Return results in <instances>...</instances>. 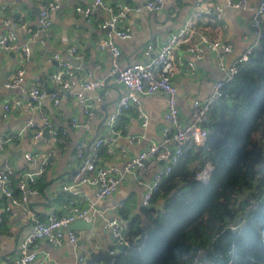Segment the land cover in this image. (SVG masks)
Wrapping results in <instances>:
<instances>
[{
  "label": "crops",
  "instance_id": "crops-1",
  "mask_svg": "<svg viewBox=\"0 0 264 264\" xmlns=\"http://www.w3.org/2000/svg\"><path fill=\"white\" fill-rule=\"evenodd\" d=\"M49 0H0V38L5 36L7 26L5 18H11L18 28L16 41L10 50L0 49V138L8 137L10 141L0 150V164L10 163L14 167V182L17 184L28 172H37L40 163H31L25 159L26 154H39L41 159L52 154L46 172L39 177L35 185L37 195H28V199L20 205H13L11 200L0 193V259L4 264H11L19 255L21 243L29 237L35 225V218L40 222L48 221L51 217H61L73 214L74 208L70 202L80 209H96L100 212L95 220L94 231H74L78 237L77 243L64 238L63 245L56 247L46 242H40L30 248V252L37 257V263L44 264H76L80 256L89 257V250L100 247L105 252L110 248L112 241L106 225L113 218L122 217V211L127 210L130 219L140 213L144 196L153 183V174L141 185L138 177L133 173H126L125 180L118 192L105 200H99L97 188L90 185L74 187L73 191L79 195L65 191L64 187L73 186L79 161L76 158L75 148L79 143L87 141L91 146L95 138L109 136L111 143L99 152L100 163L106 167L115 168L124 172L126 164L151 145L161 144L164 141L163 130L167 126L164 116L167 111V96L163 93L153 97L141 99V109L150 117L147 127L138 115V107L120 115L119 120L111 130L107 122L117 113L118 103L124 91L110 84L104 89H96L85 95L94 103L96 118L90 121L83 114V107L77 98L67 92L62 93V102L55 106L51 99L43 103V112L53 122L55 129L66 131L67 136L60 145L51 136L37 139L33 133H22L27 121L32 120L36 125H44L40 111L24 110L12 111L5 116L4 106L14 101H29V92L32 88L46 90L55 89L52 75L59 70V62L52 59L53 54L61 56L60 62H70L81 68L83 74L91 73L94 81H109L111 71L110 50H100L108 38V33L100 29V25L109 20L110 15L103 9H95L92 21L89 23L76 13L77 7H90L93 0H64L61 10L52 16L53 26L47 33H38V17L43 5ZM109 5L130 3L144 5L149 0H104ZM199 0H164L163 8L157 13L144 12L131 14L122 20L120 27L130 29L132 38L128 40L113 37L116 46L122 51L123 65H135L145 62L144 49L147 44L155 43L161 47L166 43L170 34L179 30L192 15L199 10ZM251 5H257L261 0H249ZM207 4H217L223 9L222 23L209 30L201 32L195 42L182 45L177 53L181 64L174 77L178 89L180 115L188 119L192 112L194 100L205 101L214 92L215 83L225 80L226 74L219 69L216 53L208 46L204 49L202 58L187 51L188 46L200 44V37L206 35L222 39L225 43L234 46V52L226 56V63L231 64L238 60L252 45L256 38L253 36L250 11L233 10L227 7L226 0H207ZM202 21L200 24H203ZM208 25V24H207ZM219 27V28H217ZM14 28V27H13ZM26 43L32 49L31 58L24 60L23 48ZM76 45L83 59H73L68 49ZM11 54H14V58ZM189 63L195 66L194 71ZM9 65V68L7 66ZM25 71L24 81L14 89L6 84L16 77L19 70ZM6 74L3 75V72ZM75 91L80 92L76 86ZM77 121V124L74 122ZM98 135V136H97ZM97 136V137H96ZM140 139V142L131 143L129 137ZM175 148V144H170ZM88 148V153L89 154ZM109 150L112 153H109ZM19 155V156H18ZM123 204V205H122ZM7 207L13 213L6 211ZM35 214L34 215H32ZM68 233L65 232V235ZM99 264H104L100 262Z\"/></svg>",
  "mask_w": 264,
  "mask_h": 264
},
{
  "label": "built area",
  "instance_id": "built-area-1",
  "mask_svg": "<svg viewBox=\"0 0 264 264\" xmlns=\"http://www.w3.org/2000/svg\"><path fill=\"white\" fill-rule=\"evenodd\" d=\"M206 2L207 0L198 1L197 10L199 11L194 13L190 21H187L182 28L172 32L164 45L157 47L155 43L147 44L144 49L145 62L127 66L123 65V53L114 43L113 37L128 40L132 38V33L130 29H122L120 23L131 14L157 13L161 11L164 0H149L144 5H132L127 2L109 5L104 0H93V4L90 7L76 8V13L89 23L92 21L94 11L97 8L103 9L110 15L109 20L100 25V29L108 33V38L102 45L98 46V49H108L112 53L109 81H94L91 73L83 74L80 67L70 62H60L61 56L53 54L51 56L52 59L58 61L60 67L52 75L55 92L48 93L40 88H32L29 92L28 102L23 103L18 100L4 106L5 116H8L12 109L18 112L24 110L40 111L44 125L38 126L32 120L27 121L22 128V133H33L39 139L43 136L44 130L48 129L56 143L61 145L67 136V132L55 129L53 122L43 112V103L51 99L55 106H59L62 102V93L67 92L71 97L80 101L83 107V114L89 121L86 125L88 127L90 121L96 118V111L94 103L85 94L96 89H104L113 84L121 88L124 91V95L118 103L117 113L110 117L107 122L111 130H114L120 115L130 110L132 106L138 107V115L143 121V126L147 127L150 117L141 109V99L153 97L160 93L167 96V111L164 116L167 126L163 130V143H155L131 159L122 173L118 169L106 167L100 163L99 152L113 141L112 137L98 138L91 146L87 141L79 143L75 148L76 158L79 161L75 181H73V186L64 187L65 191L72 192L74 187L90 185L97 188L98 199L105 200L118 192L125 180L126 173L135 174L141 185H144L145 180L153 174V183L148 188L143 200V206L149 207L153 193L164 178L169 176L173 168L180 163L183 153L190 149L197 150L206 144L209 135L212 133L209 123L215 105L221 99L228 97L226 86L235 80L239 74L240 66L249 61L250 56L261 46V42L264 40V0H261L255 6L251 5L249 0H226L227 7L230 9L248 10L253 15L252 30L253 36L256 38L255 44L243 53L237 61L231 64L226 63V56L234 52V46L230 43H225L216 36L209 38L206 35H202L200 44L188 46L187 51L193 53L197 59L202 58L204 54V49L201 45L208 46L215 52L219 69L226 74V79L215 83L213 94L205 101L194 100L190 117L184 119L180 115L178 89L174 83V77L181 64L177 53L185 43L195 42L196 37L201 35V32L209 30L214 25L219 26L222 23L223 9L217 4H207ZM63 3L64 0H49L43 5L38 17V33H47L51 30L53 26L52 13L61 10ZM202 21L204 23L200 24ZM4 25L7 26L8 33L0 38V49L10 50L16 41L18 28H15L17 25L10 17L4 19ZM22 52L24 60L31 58L32 49L29 43L24 45ZM68 53L77 61L83 59L76 45L69 48ZM188 65L194 71V64L189 63ZM24 77L25 71L20 69L16 77L6 84V87L10 89L17 88L24 81ZM76 86L80 87V92L75 91L74 88ZM74 123L77 124V121ZM129 140L131 143L140 142V139L131 136ZM9 141L8 137L0 138V150ZM171 143L175 144V148L170 147ZM88 148H90L89 154H87ZM109 153H112V151L109 150ZM51 157L52 154L41 159L42 157L39 154H26L25 159L34 164L40 163V168L37 172L26 173L25 177L17 184L14 182V167L10 163L0 164L1 195L11 200L13 205H20L25 202L28 199V195H37L38 190L35 185L39 177L46 172ZM212 172L213 168L208 165L198 175V178L203 182H208ZM260 177L258 175L257 178L259 179ZM72 194L79 195V192L73 191ZM70 206L74 208V212L71 215L53 216L45 222H40L35 218L32 233L21 243L19 255L14 258L11 264H44L37 263L36 255L30 252V248L40 242L60 247L67 236L69 241L77 243L78 237L74 231H69L70 226L78 220L95 223L100 212L96 209L92 211V208L91 210L80 209L75 206L74 202H70ZM6 211L9 213L14 212L11 207H7ZM32 215L35 216L33 213ZM241 225L242 222L240 221L229 225L228 229L234 232L239 230ZM106 230L110 232L112 241L107 254L117 255L120 252V247H126L129 244L126 225L116 217L108 222ZM65 232L68 234L65 235ZM99 250H101L100 247H96L94 251L97 252ZM87 260L88 257L85 255L80 256L76 264H88ZM0 264H4L1 259ZM192 264H205L200 258V253L196 255Z\"/></svg>",
  "mask_w": 264,
  "mask_h": 264
},
{
  "label": "trees",
  "instance_id": "trees-1",
  "mask_svg": "<svg viewBox=\"0 0 264 264\" xmlns=\"http://www.w3.org/2000/svg\"><path fill=\"white\" fill-rule=\"evenodd\" d=\"M226 90L206 144L186 150L153 193L149 207L162 210L122 211L129 244L113 264H192L198 253L205 264H264V40Z\"/></svg>",
  "mask_w": 264,
  "mask_h": 264
},
{
  "label": "water",
  "instance_id": "water-1",
  "mask_svg": "<svg viewBox=\"0 0 264 264\" xmlns=\"http://www.w3.org/2000/svg\"><path fill=\"white\" fill-rule=\"evenodd\" d=\"M53 15H54V13H52V16ZM11 55L14 58L15 55L14 54H11ZM7 68H9V65L7 66ZM5 74H6V71L3 72V75H5ZM45 88H46V91L48 93L55 92V89L51 90L47 86H45ZM45 136L50 137L48 129L45 130ZM95 141H96V138H95ZM149 208L150 209H156V210H162L163 205H154V206H151ZM97 230L98 229L95 227L94 223L86 222L84 220L76 221L69 228V231H85V232L86 231H94V232H97ZM119 250L123 251L124 247H120ZM88 252H89V257L87 260L88 264H98L100 262H103L104 264H113V260L115 259V256H116V255L107 254V252H105L103 249H101L97 252L94 251L93 249H90Z\"/></svg>",
  "mask_w": 264,
  "mask_h": 264
}]
</instances>
